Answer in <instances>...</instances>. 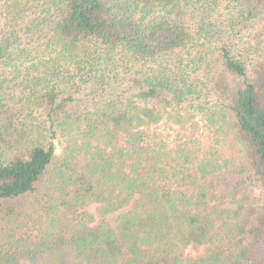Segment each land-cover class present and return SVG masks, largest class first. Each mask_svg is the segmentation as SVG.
<instances>
[{
  "label": "trees",
  "instance_id": "obj_1",
  "mask_svg": "<svg viewBox=\"0 0 264 264\" xmlns=\"http://www.w3.org/2000/svg\"><path fill=\"white\" fill-rule=\"evenodd\" d=\"M264 264V0H0V264Z\"/></svg>",
  "mask_w": 264,
  "mask_h": 264
},
{
  "label": "rangeland",
  "instance_id": "obj_2",
  "mask_svg": "<svg viewBox=\"0 0 264 264\" xmlns=\"http://www.w3.org/2000/svg\"><path fill=\"white\" fill-rule=\"evenodd\" d=\"M22 262H23V264H28V261H27V260H24V259H23Z\"/></svg>",
  "mask_w": 264,
  "mask_h": 264
}]
</instances>
